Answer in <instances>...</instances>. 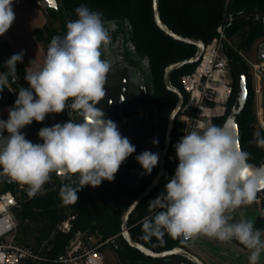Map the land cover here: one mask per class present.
<instances>
[{
	"label": "clouds",
	"instance_id": "obj_1",
	"mask_svg": "<svg viewBox=\"0 0 264 264\" xmlns=\"http://www.w3.org/2000/svg\"><path fill=\"white\" fill-rule=\"evenodd\" d=\"M13 0H0V36L15 21ZM76 19L66 24V34L54 36L36 70L25 69L29 87H20L8 119H0V176L26 185L36 195L53 173L78 176V188L65 184L62 194L71 201L85 186L93 188L103 181L112 182L126 159L136 151L117 124L105 118L97 105L106 96L107 76L111 62L102 58L111 43L110 27L99 11L85 5L75 9ZM24 51L5 62L7 72H0V92L17 79L16 65L23 61ZM74 110L77 119H68L43 127L38 136L43 143L26 139L22 129L33 121L43 122L48 114ZM7 133L5 135L4 133ZM257 147L264 148V136L254 132ZM178 166L161 192L148 203L154 215L143 221L144 239L162 237L187 241L198 236L220 242L238 241L249 250V264H260L264 254V229L255 227L240 211L250 205L264 190V165L250 164V153L240 146L227 123L209 124L184 134L174 145ZM144 171L150 174L159 161L158 154L144 151L136 156Z\"/></svg>",
	"mask_w": 264,
	"mask_h": 264
},
{
	"label": "trees",
	"instance_id": "obj_2",
	"mask_svg": "<svg viewBox=\"0 0 264 264\" xmlns=\"http://www.w3.org/2000/svg\"><path fill=\"white\" fill-rule=\"evenodd\" d=\"M80 5L101 12L103 19L108 24L112 23L118 27V31L126 33L136 48L147 55L158 80H163L168 65L192 57L197 51L196 45L174 39L158 27L154 20L153 0H59V8H47L51 16L61 17L60 26L56 27L50 22H46L35 30V37L42 44L45 53L54 36L63 37L66 34V24L77 18L75 9ZM158 6L164 23L174 32L185 37L201 39L205 43H209L219 34L218 27L230 12L235 15V19L226 27V34L231 40H236L233 42L239 48L248 50L254 47L256 42L264 41L263 26L241 16L246 11L264 10V0H232L231 4L228 0H159ZM227 50L230 59L239 63L247 76L248 101L239 119L241 148L250 153L249 160H258L264 156V148L257 147L249 141L253 139L254 132L259 131L264 136V129L257 122L253 106L255 98L252 76L247 63L240 54L232 46H228ZM13 54L15 52L10 43L0 39V66L4 72L8 71L5 62ZM196 64V62L189 63L172 71L173 84L182 90L181 76L192 71ZM16 69L17 79L13 82L9 78V81L18 93L20 87L27 88L29 85L25 80L26 68L24 65L18 62ZM235 89H237L236 77ZM0 94L8 95L10 92L6 87ZM65 121L67 120H56L51 126ZM222 121V118L216 119L215 125L221 126ZM31 125L43 128V122L33 121ZM34 143H43V141L39 138ZM175 170L176 167L170 162L155 188L137 205L129 219L131 237L154 251H164L178 246L188 248L190 242V240H183L182 237L172 238L167 233L159 238L156 236L147 240L143 238L144 218L154 215V211H158H150L148 203L153 200L154 194L158 193L159 195L164 191L165 184L174 175ZM156 173L157 166L148 174L137 160L122 164L114 181L105 180L95 188L85 186L77 193L78 200L75 202L62 194L65 184L78 188V176L75 175L57 178L50 189L37 197H26L24 189L18 196L20 202V207L17 209L19 228L23 230L24 235L32 234L34 242H37L48 236L50 230L59 220L70 213H76L77 220L74 230L79 228L98 229L104 238L114 237L117 240V245L110 241L107 246L112 248L121 264H164L170 261L172 256L163 258L148 256L132 247L120 234L124 211L152 182ZM18 189V183L6 181L2 192L11 190L17 194ZM255 227L262 229V215L257 217ZM24 235H21L23 239L32 242ZM70 237L71 234L58 235L54 240L53 254L61 252ZM232 241L243 246L236 240ZM182 259L192 264L188 259ZM26 264L34 263L27 262ZM43 264L54 263L45 262Z\"/></svg>",
	"mask_w": 264,
	"mask_h": 264
},
{
	"label": "built area",
	"instance_id": "obj_3",
	"mask_svg": "<svg viewBox=\"0 0 264 264\" xmlns=\"http://www.w3.org/2000/svg\"><path fill=\"white\" fill-rule=\"evenodd\" d=\"M231 4L232 0H228ZM37 3L44 5L43 0ZM241 16L261 24L264 28V10L246 11ZM235 19L228 12L223 23L218 27L219 34L209 43L201 55L195 68L180 78L183 103L178 113L177 134L174 145L184 134L192 130H200L209 124L215 125L218 118L224 119L236 92L235 75L227 47L232 46L247 63L252 76V88L255 98V113L258 124L264 129V56H260L257 48L256 59L250 57V49L239 48L226 34V27ZM264 45V44H262ZM0 72H4L0 66ZM8 95L0 94V119H8V109L14 106L18 93L12 84L6 86ZM58 120L77 119L74 110L66 108L58 114ZM173 166L177 168L178 158L173 148ZM26 185L19 184L20 193ZM251 204L258 205L262 211L264 190L257 193ZM20 207L15 192L7 190L0 193V264H108L105 247L114 237L104 238L98 229H76V213H70L59 220L50 230L48 236L37 242H27L19 232L17 209ZM71 234L64 249L53 254L54 240L58 235Z\"/></svg>",
	"mask_w": 264,
	"mask_h": 264
},
{
	"label": "flooded vegetation",
	"instance_id": "obj_4",
	"mask_svg": "<svg viewBox=\"0 0 264 264\" xmlns=\"http://www.w3.org/2000/svg\"><path fill=\"white\" fill-rule=\"evenodd\" d=\"M108 25L111 43L102 58L108 59L112 67L107 76L106 96L97 107L103 110L106 119L117 124L122 136L127 137L136 148L123 164L135 161L136 156L144 151H151L159 156L158 171L165 150L166 166L175 160H171V156L179 112L173 120L168 147L166 144L171 116L179 103V96L168 88L165 72L163 80L157 79L147 55L136 48L128 35L118 31L116 25ZM260 264H264V254Z\"/></svg>",
	"mask_w": 264,
	"mask_h": 264
},
{
	"label": "water",
	"instance_id": "obj_5",
	"mask_svg": "<svg viewBox=\"0 0 264 264\" xmlns=\"http://www.w3.org/2000/svg\"><path fill=\"white\" fill-rule=\"evenodd\" d=\"M158 1L159 0H153L154 20H155L156 24L158 25V27L161 28L163 31H165L168 35H170L174 39L181 40V41H184L186 43H192V44L196 45V47H197V51H196L194 56L189 57V58L184 59V60H181V61H178V62H175V63H172V64L168 65L166 67V70H165V81L167 83L168 88L177 92V94L179 96V103H178L176 109L174 110V112L171 116V122H170V126L168 129L167 144H166V147H168L169 142H170V137H171L170 135H171L174 117L179 112L181 105L183 103V100H184V95H183L182 90L180 88L174 86L171 82V73H172V71L179 69L186 64L198 62L201 55L203 54V52L205 50L206 43L201 39H195V38H191V37L182 36V35L174 32L169 26H167L161 18L159 6H158ZM43 2L47 7L54 8V9L59 8V0H52V3H49V0H43ZM260 56L261 57L264 56V45L260 46ZM230 60H231V64L233 66L234 74L236 77L237 89H236V92L234 95L233 102H232L225 118L223 119L221 126H224L227 123L231 128H233L235 130V133H236V136H237V139L239 142V146L241 147L240 138H239V119H240L241 114L243 113V111L246 107V104L248 101L249 90H248V86H247V76H246L245 72L242 70L239 63H237L236 61H233L232 59H230ZM76 122L77 123L83 122L82 117H77ZM165 154H166V150L162 156L159 169L156 173V176L152 180V182L138 195V197L124 211V213L122 215V226H121L120 234L124 237V239L132 247L139 249L140 251H142L144 254H146L148 256H152L154 258H163V257L172 256V259L170 261L164 263V264H189V263L185 262L182 258L188 259L192 264H207L206 261H204L199 255L195 254L193 251H191V249L185 248V247L178 246V247H174L172 249H168V250H164V251H154V250L146 247L145 245L135 241L131 237V234L129 232V219H130L131 214L133 213V211L137 207V205L146 196H148L152 192V190L155 188V186L157 185V183L159 182L161 176L163 175V173L165 171V167H166ZM171 160H174L173 156H171ZM248 162L250 164H252L253 166L264 165V156L258 160H249ZM63 176H65L64 173H53L51 175L50 181L44 185L41 192H39L38 194L33 196V195L29 194L28 188H26L24 191V195L26 197L40 196L46 190L50 189L55 184V178H62ZM4 177H5V181H9L7 176H4ZM261 212H262L261 215L263 218L262 229H264V204H263ZM189 240L192 241V240H194V238L189 239ZM112 241L114 244L117 245V240L115 238H113Z\"/></svg>",
	"mask_w": 264,
	"mask_h": 264
},
{
	"label": "rangeland",
	"instance_id": "obj_6",
	"mask_svg": "<svg viewBox=\"0 0 264 264\" xmlns=\"http://www.w3.org/2000/svg\"><path fill=\"white\" fill-rule=\"evenodd\" d=\"M32 1H24V0H13V11L15 12V21L13 22L10 29L3 35L0 36L4 40H9L12 45L20 51H24V54L27 56V61L31 62L35 60V68L38 69L43 65L45 54L41 52L34 44L35 41V32L33 29H36L42 22H50L53 26L59 27L61 23V17H53L48 11L47 6L45 5V11L42 7L35 5ZM1 39V40H3ZM235 41L236 40H232ZM264 44V41H258L247 52L249 51L250 57L256 59L257 57V48L259 45ZM254 110H255V105ZM58 114L52 113L48 114L43 121V127H50L54 121L58 120ZM40 128L34 127L32 125L26 126L22 129V133L25 134L26 139L30 140L32 143L35 140L39 139L38 132ZM7 135V133H4ZM6 181L2 176H0V193L2 192ZM20 195V191L17 192V196ZM158 195V193L154 194L153 199ZM255 204H250L245 206L243 209H238L233 215V221H238L240 219V211H243L245 217L247 219H251L254 222L257 219V216L261 215L262 212H258ZM260 213V214H259ZM259 214V215H258ZM19 232L21 235H24L23 230L19 228ZM25 237L30 239L32 242L35 241L34 236L32 234H25ZM106 258L108 264H121L115 252H113L110 246H107L105 249Z\"/></svg>",
	"mask_w": 264,
	"mask_h": 264
},
{
	"label": "crops",
	"instance_id": "obj_7",
	"mask_svg": "<svg viewBox=\"0 0 264 264\" xmlns=\"http://www.w3.org/2000/svg\"><path fill=\"white\" fill-rule=\"evenodd\" d=\"M30 1H32L35 5L42 7L45 11L46 7H44V5L38 4L37 0ZM46 21L42 22L38 27L42 26L44 23H46ZM36 29H33V31L35 32ZM0 39L3 38L0 37ZM7 41L10 43L15 54L21 52L20 50L15 48L8 39ZM34 44L41 52L46 55L42 44L36 39V37ZM27 59V56L24 54L23 61L21 63L25 68H28L30 66V62L27 61ZM31 68L32 70H36L35 64H33ZM255 207L258 212H261V209L260 207H258V205H256ZM188 248L191 249V251H193L195 254L199 255L204 261H206L207 264H247L246 259L249 254V250L234 241L220 242L215 238H209L203 235L195 237L194 240L190 241Z\"/></svg>",
	"mask_w": 264,
	"mask_h": 264
},
{
	"label": "snow or ice",
	"instance_id": "obj_8",
	"mask_svg": "<svg viewBox=\"0 0 264 264\" xmlns=\"http://www.w3.org/2000/svg\"><path fill=\"white\" fill-rule=\"evenodd\" d=\"M49 3H52V0H49Z\"/></svg>",
	"mask_w": 264,
	"mask_h": 264
}]
</instances>
